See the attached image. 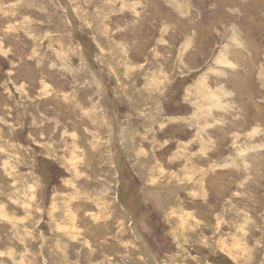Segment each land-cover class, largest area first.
Returning <instances> with one entry per match:
<instances>
[{"label": "rangeland", "instance_id": "obj_1", "mask_svg": "<svg viewBox=\"0 0 264 264\" xmlns=\"http://www.w3.org/2000/svg\"><path fill=\"white\" fill-rule=\"evenodd\" d=\"M0 264H264V0H0Z\"/></svg>", "mask_w": 264, "mask_h": 264}, {"label": "bare ground", "instance_id": "obj_2", "mask_svg": "<svg viewBox=\"0 0 264 264\" xmlns=\"http://www.w3.org/2000/svg\"><path fill=\"white\" fill-rule=\"evenodd\" d=\"M220 58V57H219ZM204 75V74H203ZM203 85V84H202Z\"/></svg>", "mask_w": 264, "mask_h": 264}]
</instances>
